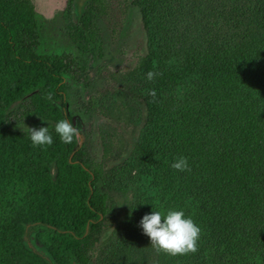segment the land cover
<instances>
[{
	"label": "trees",
	"instance_id": "obj_1",
	"mask_svg": "<svg viewBox=\"0 0 264 264\" xmlns=\"http://www.w3.org/2000/svg\"><path fill=\"white\" fill-rule=\"evenodd\" d=\"M105 3L68 0L49 21L32 0H0V264L112 263L99 245L116 195L130 216L183 209L201 228L195 252L154 249L159 264H264V0H133L146 112L112 180L82 135L66 145L54 132L106 56ZM53 24L61 53L46 41ZM34 121L50 125L51 146L17 128ZM180 156L184 172L171 167Z\"/></svg>",
	"mask_w": 264,
	"mask_h": 264
},
{
	"label": "rangeland",
	"instance_id": "obj_2",
	"mask_svg": "<svg viewBox=\"0 0 264 264\" xmlns=\"http://www.w3.org/2000/svg\"><path fill=\"white\" fill-rule=\"evenodd\" d=\"M39 14L53 21L67 7L68 0H32ZM104 24L109 29V46L105 58L98 68L89 72L90 83L86 91H71V114L73 123L83 129L84 148L93 162L104 167L106 172L117 178V169L129 158L139 136L145 118L143 102L138 104L137 65L148 54V38L142 15L133 6V0H106ZM53 25H47L46 41L54 52L66 50L64 42L54 36ZM86 94L93 95L88 106ZM46 122L34 121L17 127L29 132L28 128L49 127ZM129 198L131 193L128 194ZM115 214L107 223L99 246L109 244L114 254L112 263L102 264H159L150 246L149 238L143 234L139 221L144 216L137 209L135 216L128 215L125 199L116 195ZM134 214V213H133ZM115 239V240H114Z\"/></svg>",
	"mask_w": 264,
	"mask_h": 264
},
{
	"label": "clouds",
	"instance_id": "obj_3",
	"mask_svg": "<svg viewBox=\"0 0 264 264\" xmlns=\"http://www.w3.org/2000/svg\"><path fill=\"white\" fill-rule=\"evenodd\" d=\"M145 75L147 80H152L158 73L148 71ZM149 95L155 98V90H151ZM28 129L33 146L43 148L53 144V136L48 127ZM54 132L63 144L69 145L75 137L82 135L83 129L79 123L64 118L55 123ZM171 167L184 172L188 170V162L185 157L180 156L172 162ZM139 227L149 238L153 249L172 256L195 252L201 233L199 225L190 216L185 215L183 209H169L163 213L152 210L140 219Z\"/></svg>",
	"mask_w": 264,
	"mask_h": 264
}]
</instances>
